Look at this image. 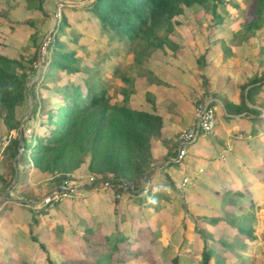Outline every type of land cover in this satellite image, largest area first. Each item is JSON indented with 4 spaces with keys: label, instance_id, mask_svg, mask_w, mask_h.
<instances>
[{
    "label": "rangeland",
    "instance_id": "374dc122",
    "mask_svg": "<svg viewBox=\"0 0 264 264\" xmlns=\"http://www.w3.org/2000/svg\"><path fill=\"white\" fill-rule=\"evenodd\" d=\"M40 1L42 10L36 0H0V53L22 57L23 64L35 72L26 83L24 101L15 108L18 128L24 127L27 139L45 131V112L61 104L56 87L82 84L87 77L93 87L104 84L111 102L117 103L122 99V75H127L133 82L131 106L155 112L158 108L167 124L185 126L174 139L165 138L162 130L152 138V162L140 180L121 177L117 183L111 177L93 175L85 156L84 163L57 184L33 167L28 178H21L22 161L16 166L18 155L11 159L5 152L12 139L20 140L19 132L7 131L0 113V260L62 264L63 259L80 256L75 247L86 227L97 225L100 234L123 233L130 238L141 225L153 233L151 240L140 242L150 254L121 264H171L174 257L178 264H200L203 244L212 245L220 238L243 246L237 256L224 253L223 264H242L239 257L246 259L243 264H264V129L260 126L264 90L248 103L253 113L224 109L225 98L237 102L243 85L254 78L264 80V21L253 34L244 32L252 0H218L216 15L209 4L184 8L174 17L170 44L142 50L136 63L129 47L102 32L97 20L83 9L90 0ZM62 14L70 39L66 49L75 53L84 70H54L49 77L55 78H49L45 76L49 34ZM116 68L119 74L114 76ZM215 101L235 116L224 122L218 107L220 124L201 144L202 137L191 145L178 165H172L183 132L194 124L204 103ZM35 104L43 110L33 113ZM20 145L19 141V151ZM161 150L165 156L159 154ZM227 187L242 195L220 193ZM55 193L57 198L46 202ZM148 193H154L155 199L148 198ZM240 217L251 226L254 239L234 237L231 224H239ZM204 219L220 221L211 225Z\"/></svg>",
    "mask_w": 264,
    "mask_h": 264
},
{
    "label": "trees",
    "instance_id": "16d2710c",
    "mask_svg": "<svg viewBox=\"0 0 264 264\" xmlns=\"http://www.w3.org/2000/svg\"><path fill=\"white\" fill-rule=\"evenodd\" d=\"M36 1L38 9L42 10L41 1ZM217 1L90 0L83 9L97 20L102 32L129 47L136 55V63L140 62L139 54L142 50L161 49L170 44L169 34L174 29V17L180 15L184 8L193 5L207 8L209 4L212 15H216ZM263 21L264 0H252L251 18L244 25L245 35L253 34ZM66 27L67 18L62 14L49 34L47 46L50 50V60L45 76L49 77L54 70L66 73L84 70L78 65L75 53L66 49V41L70 40L66 35ZM71 41L75 42L76 39L73 38ZM219 41L218 43L225 48L223 41ZM226 50L229 48L226 47ZM203 56L205 55L201 57ZM21 59L9 58L0 53V113L7 131L19 132L20 138L12 139L5 152L11 159L18 155L15 160L16 166V162L22 161L21 178H28L33 167L44 176L57 180L59 184L65 178V174L78 169L84 163L85 156H88L87 168L93 175L111 177L114 181L121 177L140 180L151 165V141L161 132L163 118L155 111L140 110L131 106L129 97L133 91V82L130 78L122 75L124 83L121 89L122 99L117 103L111 102L109 90L104 84L93 87L92 79L88 77L82 84L70 82L56 87L61 104L45 112L48 124L45 125V131L41 134L33 133L27 139L24 136V127L18 128L19 121L15 117V108L24 101L26 83L29 76L35 72L32 66L27 67ZM117 74L118 68L113 72L114 76ZM262 79L254 78L251 83L243 85L244 92L238 103L225 99L226 109L236 114L255 112L249 104L255 102L258 93L264 90ZM155 80L163 84L157 78ZM37 110H43L42 105L35 104L32 112ZM260 124L264 128V122ZM19 141L21 151L18 150ZM180 162L181 159L172 165H178ZM9 166L14 172L11 163ZM223 194L242 195L238 190H227ZM147 197L155 199V194L148 193ZM46 209L38 211V214L44 213ZM157 209L158 207L155 208ZM204 220L211 225H216L220 221ZM244 221L245 218L240 217L239 224H231L236 231L234 237L254 239L251 226L245 225ZM152 235L148 226L141 225L137 235L130 238L123 233H118L114 237L110 234H100L97 225L86 227L75 247V252L80 256L69 260L63 259L62 264H121L140 254H150L143 250L140 242L144 239L151 240ZM232 242L220 238L212 242V245L203 244L200 264H223L222 256L227 251L237 256L243 246ZM44 246L39 242L41 249L44 250ZM238 259L242 264L246 262L243 257ZM0 264L16 263L11 260H0ZM171 264H178V257H174Z\"/></svg>",
    "mask_w": 264,
    "mask_h": 264
},
{
    "label": "built area",
    "instance_id": "2783aa9c",
    "mask_svg": "<svg viewBox=\"0 0 264 264\" xmlns=\"http://www.w3.org/2000/svg\"><path fill=\"white\" fill-rule=\"evenodd\" d=\"M219 104V101L206 102L200 107L194 124L188 129V131H184L180 137L176 161L183 159L187 155L191 145L195 144L200 137L213 130L217 120L218 107L221 108ZM183 181L186 182L187 178H184ZM116 182L118 183V181ZM107 185H109V183H107ZM109 186H113V184L111 183ZM56 198L57 194H52L46 199V202L55 200Z\"/></svg>",
    "mask_w": 264,
    "mask_h": 264
},
{
    "label": "crops",
    "instance_id": "0c3cea01",
    "mask_svg": "<svg viewBox=\"0 0 264 264\" xmlns=\"http://www.w3.org/2000/svg\"><path fill=\"white\" fill-rule=\"evenodd\" d=\"M225 99H227V98H225ZM224 99V100H225ZM240 99V98H239ZM227 100H229V99H227ZM230 101H232V100H230ZM232 102H234V103H238L239 102V100L237 101V102H235V101H232ZM220 104H221V102H220ZM225 104V103H224ZM251 107V106H250ZM224 109H226L225 107H224ZM157 110L159 111V112H157L159 115H161L162 116V118H163V127H162V132H161V134H163L164 135V137L165 138H167V139H174L175 137H176V135H178V132L180 131V130H182V127H184L185 125H181L180 123H172V121H170L169 122V124H167V121H166V117L163 115V114H161V112H160V109H158L157 108ZM227 110V109H226ZM226 110H223V105H221V108H220V112L219 113H221L222 114V116L224 117V122H226L227 120H229L228 118H231V117H233V116H235V115H233V114H230V113H234V112H231V111H229V110H227V111H229L230 113L229 114H227V111ZM218 113V114H219ZM225 117H227V118H225ZM172 120V119H171ZM262 121H260V123H261ZM252 123V122H251ZM218 124H220L219 122H218V120L216 121V124H215V126H214V128H213V130L215 129V127L218 125ZM222 124V123H221ZM250 126H252V125H250ZM260 126H262L261 124H260ZM262 129H264L263 128V126H262ZM212 130V131H213ZM169 131H170V133H169ZM211 131V132H212ZM210 132V133H211ZM210 133H208V134H205L204 136H202V138H201V141L199 142V144H201V142L205 139V137H208V135L210 136ZM198 146V145H197ZM196 146V147H197ZM195 149V148H194ZM226 151H228V150H226ZM160 153V155H163V156H165L166 155V152L165 151H163V150H161V151H159ZM188 154V153H187ZM226 155H227V158L229 157L228 155L229 154H227L226 153ZM190 163L188 162V165L186 166V167H188V166H190L189 165ZM227 190H235V189H230V188H224L220 193H222V192H224V191H227Z\"/></svg>",
    "mask_w": 264,
    "mask_h": 264
}]
</instances>
